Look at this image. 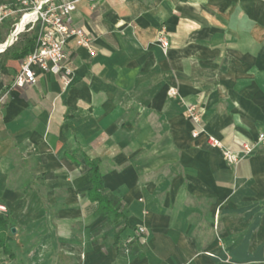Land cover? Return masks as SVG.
Wrapping results in <instances>:
<instances>
[{
	"label": "crops",
	"instance_id": "obj_1",
	"mask_svg": "<svg viewBox=\"0 0 264 264\" xmlns=\"http://www.w3.org/2000/svg\"><path fill=\"white\" fill-rule=\"evenodd\" d=\"M73 19L94 55L70 40L67 89L39 70L14 88L0 53V264H264V148L231 165L208 144L264 133V0H83Z\"/></svg>",
	"mask_w": 264,
	"mask_h": 264
},
{
	"label": "built area",
	"instance_id": "obj_2",
	"mask_svg": "<svg viewBox=\"0 0 264 264\" xmlns=\"http://www.w3.org/2000/svg\"><path fill=\"white\" fill-rule=\"evenodd\" d=\"M80 1L83 0H0V27L9 25L12 28L11 35L15 34V37L23 33L36 34L35 48L22 60L13 82L14 88L24 89L36 84L38 82L36 70L59 77L64 89L72 84L73 71L66 64L70 40H76L78 46L88 49L94 55L93 38L74 25L73 15ZM20 26L21 30L17 33ZM158 41L164 49L169 47L165 32H161ZM186 112L188 118L201 128L202 119L196 107L188 106ZM202 132L201 128L194 131L192 136L197 138ZM208 144L212 148L220 149L229 164L236 165L242 159L241 154L247 156L258 148H264V133L259 135L258 141L254 144L242 143V149L238 152L224 148L214 137H208ZM8 212V207L0 202V215H6ZM138 232L142 236L147 233L144 227H140ZM126 249L128 252V248Z\"/></svg>",
	"mask_w": 264,
	"mask_h": 264
},
{
	"label": "trees",
	"instance_id": "obj_3",
	"mask_svg": "<svg viewBox=\"0 0 264 264\" xmlns=\"http://www.w3.org/2000/svg\"><path fill=\"white\" fill-rule=\"evenodd\" d=\"M12 28L8 29L7 37L11 35ZM24 36V34H20L18 36V40L16 43L12 44L3 55L7 60H23L26 58L35 48V37L36 34L33 32L31 36L25 37L24 42H19V38ZM9 40V39H8ZM5 41H1L0 44H4ZM3 49V48H2ZM1 53V52H0ZM90 166V178L94 185L91 191V198L96 200L99 203V211L104 213L105 215H109L113 218H118L119 209H121V204L115 200L108 199L106 196L102 194L103 192V182L101 173L96 161L89 162ZM6 220L0 217V229H5ZM9 251V250H8Z\"/></svg>",
	"mask_w": 264,
	"mask_h": 264
},
{
	"label": "rangeland",
	"instance_id": "obj_4",
	"mask_svg": "<svg viewBox=\"0 0 264 264\" xmlns=\"http://www.w3.org/2000/svg\"><path fill=\"white\" fill-rule=\"evenodd\" d=\"M8 29H10L9 26H3V27L0 29V39H1V41H4V40H5L4 44H0V47L3 46V45L8 44V41L11 40V38H10L11 35H9V36L7 37ZM32 33H33V32H30V33H23L24 36H21V37L19 38V42H24V38H25V37H28V38H29V36H31ZM6 37H7V38H6ZM8 39H9V40H8ZM13 40H14V41H13V44H14V43H16V41L18 40V37H15V39H13ZM1 50H2V49H1ZM3 51H4V50H3Z\"/></svg>",
	"mask_w": 264,
	"mask_h": 264
},
{
	"label": "bare ground",
	"instance_id": "obj_5",
	"mask_svg": "<svg viewBox=\"0 0 264 264\" xmlns=\"http://www.w3.org/2000/svg\"><path fill=\"white\" fill-rule=\"evenodd\" d=\"M20 30H21V26L19 27V29H18V31H17V33L18 32H20ZM15 35V34H14ZM14 35H11V40L10 41H8V44H12L13 43V39H15V36ZM8 44H6V45H3V46H1L0 47V52H2L5 48H6V46L8 45ZM3 48V49H2ZM2 49V50H1Z\"/></svg>",
	"mask_w": 264,
	"mask_h": 264
},
{
	"label": "water",
	"instance_id": "obj_6",
	"mask_svg": "<svg viewBox=\"0 0 264 264\" xmlns=\"http://www.w3.org/2000/svg\"><path fill=\"white\" fill-rule=\"evenodd\" d=\"M13 44V43H12ZM12 44H8L7 46H6V48L4 49V51L3 52H5L6 51V49H8ZM3 52H1V53H3ZM14 231V230H13Z\"/></svg>",
	"mask_w": 264,
	"mask_h": 264
}]
</instances>
